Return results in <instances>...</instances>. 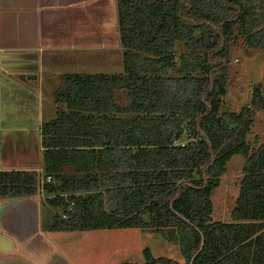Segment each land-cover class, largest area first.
Here are the masks:
<instances>
[{"label": "trees", "instance_id": "1", "mask_svg": "<svg viewBox=\"0 0 264 264\" xmlns=\"http://www.w3.org/2000/svg\"><path fill=\"white\" fill-rule=\"evenodd\" d=\"M118 11L125 73L65 74L59 115L43 125L46 187L98 190L52 199L62 212L74 202L55 229L168 227L186 264H264V141L248 140L264 85L240 111L223 105L233 49L264 50V0H118ZM234 155L245 159L240 193L231 221L215 220L212 196ZM36 183L35 172H0L3 193ZM145 255L140 264H182Z\"/></svg>", "mask_w": 264, "mask_h": 264}, {"label": "crops", "instance_id": "2", "mask_svg": "<svg viewBox=\"0 0 264 264\" xmlns=\"http://www.w3.org/2000/svg\"><path fill=\"white\" fill-rule=\"evenodd\" d=\"M100 57L109 63V73H125L118 0H0V172L37 174L33 192L0 190V264H99L97 258L117 264L110 263L115 244L122 246L118 251L132 250V236L139 231L168 229H55L63 206L51 197L98 190L52 192L46 187L51 181L43 180V125L59 115L56 91L63 76L92 74L88 60ZM105 207L113 211L116 201L106 199Z\"/></svg>", "mask_w": 264, "mask_h": 264}, {"label": "rangeland", "instance_id": "3", "mask_svg": "<svg viewBox=\"0 0 264 264\" xmlns=\"http://www.w3.org/2000/svg\"><path fill=\"white\" fill-rule=\"evenodd\" d=\"M186 51L185 44L182 42L178 45L177 53L181 54ZM96 60H88L92 67V74H112L109 63L102 60L100 57ZM115 72V71H113ZM79 73H82L81 71ZM172 74H179L178 71ZM62 85V83H61ZM61 85L59 87H61ZM257 85H264V50L248 47L241 42L236 45L232 51V65L228 84V92L224 97V108L234 111H240L251 100L253 90ZM118 101L121 103L126 100L125 91L117 93ZM127 101L124 102L126 104ZM67 109L66 105L62 106ZM185 136L181 137V141H185ZM248 140L252 144H260L264 141V111H258L257 120L252 125L248 133ZM242 155H234L227 164V170L221 177L220 186L214 191L212 196L214 203L213 219L231 221V212L236 205V199L240 193V183L243 177L242 168L244 164ZM45 181V177L43 178ZM54 180V178L52 179ZM64 196H69L66 193ZM51 198H55L51 197ZM56 211L60 210L55 208ZM46 215V212H43ZM53 216V215H52ZM165 230H145L139 231L137 235L132 236V246L134 249L124 248L123 251H118L122 246L114 245L115 257L110 258V263H133L146 260L142 247L151 248L155 256H165L175 258L182 264H186V259L183 257L178 237L175 233ZM125 234L124 240L128 237ZM139 250V252H135ZM95 260V259H94ZM99 264H106L104 258H97ZM96 263V262H95Z\"/></svg>", "mask_w": 264, "mask_h": 264}, {"label": "built area", "instance_id": "4", "mask_svg": "<svg viewBox=\"0 0 264 264\" xmlns=\"http://www.w3.org/2000/svg\"><path fill=\"white\" fill-rule=\"evenodd\" d=\"M52 179H53V177L51 175H48L47 177H45V181H52ZM65 195H66V193H65ZM70 204L71 205L67 208V210L62 212V217L63 218H67L68 217V212L72 209L74 202L71 201Z\"/></svg>", "mask_w": 264, "mask_h": 264}]
</instances>
